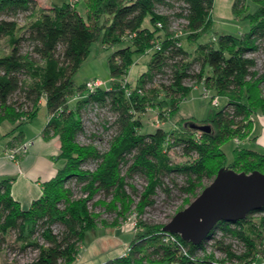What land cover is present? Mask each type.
<instances>
[{
	"label": "trees",
	"instance_id": "trees-1",
	"mask_svg": "<svg viewBox=\"0 0 264 264\" xmlns=\"http://www.w3.org/2000/svg\"><path fill=\"white\" fill-rule=\"evenodd\" d=\"M249 1L256 3L254 11H249ZM77 2L40 5L39 0H0V126L13 125L4 135H13L7 147L23 141L22 126L33 121L45 103L48 120L42 134L46 140L58 138L56 160L63 161L29 208L13 197L14 178L0 180V238L14 232L19 248H33L36 256L28 264H74L86 233L100 217L90 202L104 192L112 196L110 202L97 199L93 204L113 210L120 204V213L125 214L134 203L127 193L128 179L136 174L147 181L138 202L143 213L159 188L169 192V182L178 185L177 176L185 178L180 190L196 196L221 167L264 172L263 147H236L228 163L223 149L243 123L246 127L251 123L253 113L264 111V0H233L234 15L247 18L249 29L241 34L217 33L206 41L200 38L213 31L215 0H85V14ZM160 7L178 9L175 14L186 22L192 51L171 31V15ZM147 18L150 26L144 25ZM100 38L107 48H116L108 57L110 85L88 90L87 81L76 88L74 75ZM149 51L147 70L136 85L123 83L134 54ZM258 52L263 55L261 68ZM187 81L201 83L226 100L208 117L212 132L190 128L193 120L184 121L185 117L179 118L184 122H179L178 130L159 126L144 131L137 113L154 106L161 118L176 115L193 90ZM73 96L76 102L70 107L68 99ZM89 105L108 107L116 115L117 133L107 151L77 140ZM171 149L191 159L176 163ZM92 160L97 161L96 168H85ZM72 179L82 184L84 194L74 195L67 186ZM256 212L264 213V207L242 219L219 221L199 244L164 231V224L139 219L140 232L127 252L97 264H256L264 253L258 245L259 239L264 243V216L252 218ZM210 239L222 254L220 259L213 253L200 254Z\"/></svg>",
	"mask_w": 264,
	"mask_h": 264
},
{
	"label": "rangeland",
	"instance_id": "rangeland-1",
	"mask_svg": "<svg viewBox=\"0 0 264 264\" xmlns=\"http://www.w3.org/2000/svg\"><path fill=\"white\" fill-rule=\"evenodd\" d=\"M44 1V2H43ZM40 1V5H50L52 3L62 4L66 0H43ZM77 2V9L85 14L86 4L85 0H73ZM233 0H215L213 9V31L200 38V41L209 40L217 33H233L241 34L247 31L250 27V22L247 18L236 17L232 11ZM257 5L253 1H249V11H254ZM160 11L171 15V31L179 36L180 42L185 47L192 51L194 45H191L185 31V20L178 18L176 12L178 9L160 7ZM27 14V13H26ZM25 13H21L19 18L21 22H24ZM144 25H149L150 22L147 18ZM116 48H107L103 45L101 38L94 41L91 45L88 57L83 61L81 67L74 75L75 87L77 88L81 84H85L87 81L100 79L103 82V86H109L111 82V73L108 66V57ZM153 51V50H152ZM152 51L146 54H134V63L125 79H122L123 83L128 81L132 86L136 85L140 74L147 70V62L149 61ZM258 58L259 68L262 65L263 55L261 52L256 53ZM193 90L190 94L183 99L180 104V108L176 115L168 116L167 118H161L159 116V109L154 106H148L147 109L140 115L137 113V118H141L144 131H154L155 128L161 126L167 130L177 129L179 122L193 120L198 123H209L208 117L216 110L222 108L226 100L223 97L216 96L215 92L208 90L203 84L197 82L187 81ZM87 91V90H85ZM76 97H70L68 104L70 107H74ZM185 117L183 119H179ZM116 115L108 107H101L98 105H89L84 110L83 124L84 129L78 134L77 140L80 144L92 143L100 151H107L110 148V144L117 133V127L114 124ZM47 120V109L45 103H43L38 111V114L33 122L26 123L22 126V130L27 127H35L36 125L44 124ZM180 120V121H178ZM244 124V123H243ZM236 133V135L223 144V149L227 157V163L233 160L234 148L236 147H250L261 149L258 144L261 136L264 134V111H256L251 116V123L243 126ZM13 125L9 122H5L0 126V140L4 139V133H7ZM57 139V138H56ZM263 139V137H262ZM261 141V140H260ZM28 144L27 150L22 154H18L17 158L27 153L31 142L22 141L14 147H22L24 144ZM169 154L172 160L176 163L187 162L190 157H186L181 154L180 151L171 149ZM58 161V160H57ZM60 160V165H62ZM97 166V161H89L84 165L85 168L94 170ZM126 166H123V170ZM213 180V179H212ZM212 180H205L203 182L204 187L207 186ZM129 184L127 186V193L133 199L134 203L132 208L125 214L120 213L122 206L118 204L117 210L108 209L107 206L94 205L93 201L97 199L106 200L110 202L112 196H105L104 192L98 193L95 198L90 202V208L100 213L98 218V224L92 230H89L85 235V240L82 249L79 252L74 264H97L104 262L110 258L118 255H123L127 252L130 242L133 237L140 232L137 222L142 219L146 222L155 224H166L176 214L177 211L185 208L187 199L190 202L193 201L204 187H201L197 191V195H191L180 190V186L185 184V178L183 176H177L175 182L178 185H174L171 182V191L167 192L162 188L157 190L154 196V203L145 207L143 213H139L138 202L140 203L141 195L146 186V179L143 175L136 174L132 178L128 179ZM67 186H70L75 196H80L83 193L82 184H79L76 179H72L67 182ZM134 186V188L132 187ZM190 204V203H189ZM264 216V213L256 212L252 215V218L260 219ZM101 221H107V225H103ZM61 229L60 225L54 227V230L58 232ZM220 231L216 232L219 235ZM15 233L13 232L8 238L2 240L0 238V264H28L35 256L36 251L28 247L21 249L14 243ZM211 240V239H210ZM42 241V240H41ZM43 242V241H42ZM259 248L264 252V243L258 240ZM237 244V243H236ZM238 244H241L238 242ZM239 248V246L237 247ZM213 253L216 259H220L222 254L218 250L214 249L213 240L205 243V252L200 254ZM256 264H264V253H261Z\"/></svg>",
	"mask_w": 264,
	"mask_h": 264
},
{
	"label": "water",
	"instance_id": "water-1",
	"mask_svg": "<svg viewBox=\"0 0 264 264\" xmlns=\"http://www.w3.org/2000/svg\"><path fill=\"white\" fill-rule=\"evenodd\" d=\"M190 128L211 133L212 125L190 121ZM264 207V172L237 171L221 167L213 180L185 208L176 212L163 230L179 234L182 239L199 244L208 239L221 220L245 218Z\"/></svg>",
	"mask_w": 264,
	"mask_h": 264
},
{
	"label": "crops",
	"instance_id": "crops-1",
	"mask_svg": "<svg viewBox=\"0 0 264 264\" xmlns=\"http://www.w3.org/2000/svg\"><path fill=\"white\" fill-rule=\"evenodd\" d=\"M47 120L34 128L23 129V141L31 142V145L27 153L17 160L10 159L6 154L7 144L13 135L4 136L0 140V180L14 178L11 193L23 208H29L32 201L41 195L44 181L53 177L61 166L60 160H56L60 152L58 138L46 140L42 134ZM260 138L258 144L264 148V134Z\"/></svg>",
	"mask_w": 264,
	"mask_h": 264
},
{
	"label": "built area",
	"instance_id": "built-area-1",
	"mask_svg": "<svg viewBox=\"0 0 264 264\" xmlns=\"http://www.w3.org/2000/svg\"><path fill=\"white\" fill-rule=\"evenodd\" d=\"M104 83L105 82L100 79L91 80L86 83V87L88 90H93L96 89L98 86L103 85ZM27 146L28 144L26 143L22 147H8L6 150L7 157L13 160H17L18 154H22L23 152H25L27 150Z\"/></svg>",
	"mask_w": 264,
	"mask_h": 264
}]
</instances>
